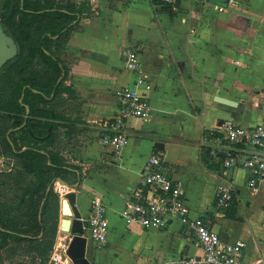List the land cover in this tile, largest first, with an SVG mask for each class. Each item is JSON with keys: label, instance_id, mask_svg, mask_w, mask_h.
<instances>
[{"label": "crops", "instance_id": "0c3cea01", "mask_svg": "<svg viewBox=\"0 0 264 264\" xmlns=\"http://www.w3.org/2000/svg\"><path fill=\"white\" fill-rule=\"evenodd\" d=\"M83 2L87 9L60 53L68 68L64 83L76 99L63 95L66 120L58 122L55 147L75 167L67 185L76 192L82 219L92 197L106 206L108 242L94 253V264H157L201 254L193 233L177 221L145 230L119 217L154 150L163 152L169 176L183 185L190 217L201 218L224 240L243 241L244 263L263 261L264 183L249 189L246 171L225 172L218 162L209 169L200 151L210 149V131L221 121L247 128L264 122V0H235L223 13L214 6L224 0L205 8L184 1L171 11L149 0ZM124 49L137 54L149 80L151 110L145 120L124 121L128 143L116 152L100 136L118 111L117 91L134 88L136 75L125 66ZM228 185L234 207L217 213L215 191Z\"/></svg>", "mask_w": 264, "mask_h": 264}, {"label": "trees", "instance_id": "16d2710c", "mask_svg": "<svg viewBox=\"0 0 264 264\" xmlns=\"http://www.w3.org/2000/svg\"><path fill=\"white\" fill-rule=\"evenodd\" d=\"M86 9L83 1L0 0L1 27L18 48L0 71V142L18 159L16 170L0 180V263L15 257V264L48 263L60 212L53 183H67L75 169L55 147L58 122L66 120L58 109L63 95L76 99L64 83L68 68L60 53ZM14 129L22 138L16 152L6 135ZM200 156L206 167L215 168L209 148L202 147ZM8 186L12 192L3 193Z\"/></svg>", "mask_w": 264, "mask_h": 264}, {"label": "built area", "instance_id": "2783aa9c", "mask_svg": "<svg viewBox=\"0 0 264 264\" xmlns=\"http://www.w3.org/2000/svg\"><path fill=\"white\" fill-rule=\"evenodd\" d=\"M149 1L170 5L175 9L184 1L205 8L213 0ZM234 5L235 0H224L215 5L214 10L223 13ZM122 57L126 68L136 75L134 88L126 86L117 91L118 111L105 123L100 136V143L116 152L128 143L124 121L130 117L145 120L151 110L145 95L151 85L140 68L137 54L133 50L124 49ZM140 87L145 91L140 92ZM210 138V157L214 163H221L225 172L237 168L246 171V185L251 190H256L260 183H264V122L247 128L231 120L221 121L210 131ZM71 189L60 180L53 183V191L58 195L60 202ZM234 200L231 186H218L214 194L215 210L217 213H225ZM119 217L126 224L137 225L145 230H163L177 221L193 233L195 245L201 250L200 255L181 256L176 260H163L157 264H246L242 261L245 249L243 241L224 240L201 218L190 217L183 185L169 176L164 154L160 150H154L148 156L140 173V183L128 191ZM83 226L88 239L87 252L96 253L107 244L109 223L106 206L97 197L90 200L88 215L83 218ZM70 240L71 234L59 229L47 264H72L68 256ZM256 264H264V260Z\"/></svg>", "mask_w": 264, "mask_h": 264}, {"label": "water", "instance_id": "95a60500", "mask_svg": "<svg viewBox=\"0 0 264 264\" xmlns=\"http://www.w3.org/2000/svg\"><path fill=\"white\" fill-rule=\"evenodd\" d=\"M17 52L18 48L16 43L4 33L0 23V71L8 61L12 60L17 55ZM216 101L231 106L235 105L234 102L223 98L216 97ZM28 112L29 109L26 108V114H28ZM155 147L162 148L163 145L156 143ZM60 182L67 185L64 181L60 180ZM67 186L70 187L69 185ZM75 202V191L66 193L64 198L61 200L60 212L63 218H61L59 222L60 231L71 234L68 256L70 257L72 264H94L93 259L95 256L89 259L87 255L88 240L83 226V219Z\"/></svg>", "mask_w": 264, "mask_h": 264}, {"label": "rangeland", "instance_id": "374dc122", "mask_svg": "<svg viewBox=\"0 0 264 264\" xmlns=\"http://www.w3.org/2000/svg\"><path fill=\"white\" fill-rule=\"evenodd\" d=\"M62 107H58V109H61ZM1 137V136H0ZM23 137V136H22ZM10 141H12L15 145V150H19L22 146V138L21 135L19 136L18 131H14L10 134ZM2 138H0V141ZM18 166V159L15 157L14 154H12L6 144H2L0 142V180L5 181V178L10 173H13ZM9 192L11 193V188L8 186L6 190L3 193ZM63 218V217H62ZM88 256L93 257L94 253L89 251Z\"/></svg>", "mask_w": 264, "mask_h": 264}, {"label": "flooded vegetation", "instance_id": "af4514ba", "mask_svg": "<svg viewBox=\"0 0 264 264\" xmlns=\"http://www.w3.org/2000/svg\"><path fill=\"white\" fill-rule=\"evenodd\" d=\"M14 130H15V129H14ZM15 131H16V130H15ZM10 133H11L10 131L6 132V135H7V136L10 135ZM10 147L13 149V151L16 152L13 143H10Z\"/></svg>", "mask_w": 264, "mask_h": 264}]
</instances>
